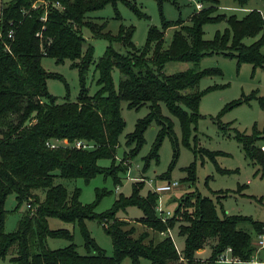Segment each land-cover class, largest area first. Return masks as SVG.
Masks as SVG:
<instances>
[{
	"label": "trees",
	"instance_id": "1",
	"mask_svg": "<svg viewBox=\"0 0 264 264\" xmlns=\"http://www.w3.org/2000/svg\"><path fill=\"white\" fill-rule=\"evenodd\" d=\"M137 1L10 0L0 6V258L11 252L12 264H117L126 257L131 264H140L141 258L149 259L151 264H178L180 259L185 264H209L218 260L228 246L236 260L256 256L259 248L255 238L264 233V221L224 209L220 214L214 199L197 189L187 190L177 200L173 212L162 219L155 208L159 194L151 190L140 193L142 180L134 181L131 193L120 194L113 207L103 212H96L93 204H83L78 187L69 190L59 181L60 178L89 179L98 172L114 175L118 170L125 171L127 166L123 160L138 154L145 143L144 133L153 122L158 130L149 154L143 157L144 168L150 159L158 158L160 144L168 136L174 155L168 171L160 176L169 178L178 141L173 122L162 114L161 105L177 117L183 143L189 146L188 139L202 116L198 111L203 95L198 89L199 81L203 76L221 73L217 68H200V60L218 53L234 58L238 66L249 63L253 70L264 69V19L256 9L238 18L219 13L218 0H198L202 7L194 8L187 21L180 17L167 20L161 15V26L148 27L142 48L132 40L133 25L120 23L117 33L112 34L105 31V21L99 23L87 16L107 4L115 7L121 2L137 16L147 18ZM155 1L160 11L165 1L179 8L177 0ZM233 1L243 6L248 0ZM220 21H225L227 28L205 39L204 25ZM83 27L93 37L109 41L105 53L96 62L93 45L87 44L84 48ZM170 27L173 32L165 44V31ZM248 37L254 40L245 43ZM113 42L120 43L126 51H118ZM43 56L54 58L57 63L68 59L70 66L77 69L79 91L75 101L69 100L67 92L65 101L58 103L57 97L48 90L47 79L62 77L43 68ZM171 61L189 62L192 66L164 73L165 65ZM92 63L97 72L98 89L90 95L85 76ZM114 67L121 75L117 86L112 78ZM259 100L264 106V98L259 96ZM122 101L135 109L149 103V111L137 119L134 130L126 136L127 151L116 163L115 151L125 126L120 109ZM241 101L231 102L230 106ZM219 127L226 129L223 124ZM233 137L241 145L244 156L257 165L255 173L264 175V153L260 149L264 129L253 127L251 133L234 129ZM63 139L67 143L56 148L45 144ZM77 140L90 147H74ZM193 149L194 153L201 151L196 145ZM202 150L210 158L216 155ZM100 158H111L112 162L102 166L98 162ZM185 170L183 179L192 185L196 180L194 164L187 165ZM244 187L245 184H238L236 191ZM9 193L15 194L16 207L26 205L17 228L12 231L4 228L7 212L4 204ZM131 204L142 210L137 218L142 225L139 231L132 222L116 215L119 208ZM50 216L80 225L86 253L78 252L69 228L49 226ZM89 218L97 219L110 235L111 254L89 234L85 227V220ZM175 224L184 237L180 252L168 232ZM48 236L64 237L70 242L51 248L46 243ZM205 246L210 248V254L202 261L196 254Z\"/></svg>",
	"mask_w": 264,
	"mask_h": 264
},
{
	"label": "rangeland",
	"instance_id": "2",
	"mask_svg": "<svg viewBox=\"0 0 264 264\" xmlns=\"http://www.w3.org/2000/svg\"><path fill=\"white\" fill-rule=\"evenodd\" d=\"M10 0H0V6ZM179 8L169 1L162 4L161 11L155 0H138L139 9L147 15L139 17L130 8L121 2L114 7L107 4L104 8L88 13V17L96 22H106L105 31L116 34L120 23L133 25L134 33L132 40L138 48L144 46L147 30L150 25L161 26V15L167 20L182 18L187 21L194 10L198 0H177ZM249 8V9H248ZM116 9V10H115ZM256 9L261 12L264 19V0H248L243 6L238 5L233 0H218V12L225 15H235L242 18L248 11ZM117 12L121 19L116 18ZM162 13V14H161ZM227 28L225 21L218 23H207L204 25V38L211 39L216 32H223ZM173 28L165 31L164 43L167 44L171 38ZM85 38L84 48L87 44H92L93 59L96 62L106 51L109 41L105 38H95L90 30L82 28ZM254 38H246L245 43H250ZM113 47L120 52H125L120 43L113 42ZM264 51V47L262 48ZM43 68L50 73H58L62 79H47L48 90L57 97V102L65 101V95L69 94V100L75 101L79 91V75L76 68L70 66L71 61L66 59L62 63H57L54 58L43 56L41 60ZM189 62H168L164 73H174L191 67ZM199 67L217 68L220 74H209L203 76L198 84V89L203 93L198 111L202 115L196 124V129L192 131L188 143L185 145L182 140V133L179 120L171 115L167 108L162 104L161 112L169 117L173 122V131L178 141V152L174 164L169 169V178L160 176L168 171L172 162L174 151L170 138L165 136L158 149V158L150 159L144 168L143 157L147 156L153 146L158 125L153 122L145 133V143L134 158L123 160L126 170H118L116 174L98 172L89 179L84 177L60 178L69 190L74 187L79 188V199L83 204H93L96 212H103L113 207L115 199L120 195L128 196L132 190V183L142 180L143 187L140 193L146 194L151 190L146 182V178H153L157 183L167 179H176L178 184L170 191L161 194V207L166 211L173 212L177 200L190 189H197L202 194L211 196L218 212L222 210L229 213H242L252 216L255 219L264 221V175L255 173L257 165L244 156L241 145L233 137L234 129L242 132L251 133L253 127L258 130L264 129V106H262L259 96L264 98V69L253 70L249 63H242L239 66L234 58L223 56L222 54H212L203 57L199 62ZM121 75L116 67L112 70L114 85L117 86ZM97 72L92 63L87 70L85 83L90 95L98 89L96 84ZM255 92V95L252 93ZM248 98V99H247ZM242 100L240 103L230 106L231 102ZM230 106V107H229ZM121 115L124 118L125 126L118 139V146L115 151L116 163L123 157L126 136L134 130L137 119L144 117L149 111V103L135 109L129 108L126 101L121 102ZM225 126V130L219 127ZM264 142H260L262 144ZM194 145L201 149L194 153ZM208 150L216 154L214 158L208 157L203 150ZM102 166H109L111 158H100L98 160ZM193 163L195 167L196 180L191 185L184 180L186 175L185 167ZM117 178V180H116ZM247 179L250 181L247 182ZM238 184H245V192L236 191ZM220 189V190H219ZM228 190V194L224 192ZM152 191V190H151ZM226 196H221V195ZM250 195V196H248ZM14 193H9L5 199L7 209L4 228L6 231L15 230L18 221L26 208L25 203L16 207ZM116 215L126 219L136 225V231L142 229V225L137 220L142 215V210L135 204L119 208ZM49 226L52 228L67 227L73 233V241L80 253H86V247L80 225L77 222L62 220L56 216L48 217ZM85 227L89 231L95 242L105 250L107 254L113 252V245L110 235L104 230L101 223L95 218L85 220ZM169 234L173 238L177 248H183L184 237L178 232V225L169 228ZM255 238V243H256ZM70 241L64 237L48 236L46 243L51 248L64 246ZM257 245V244H256ZM208 247V246H207ZM11 252L6 257L0 258V264H12L9 260ZM204 260L205 258L202 257ZM205 261V260H204ZM117 264H131L129 257L122 259ZM140 264H151L147 258H141Z\"/></svg>",
	"mask_w": 264,
	"mask_h": 264
},
{
	"label": "built area",
	"instance_id": "3",
	"mask_svg": "<svg viewBox=\"0 0 264 264\" xmlns=\"http://www.w3.org/2000/svg\"><path fill=\"white\" fill-rule=\"evenodd\" d=\"M195 7H196V9H200L202 7V4L200 2H197L195 4ZM66 143H67V141L63 139V140L46 141L45 144L49 148H56L59 145L66 144ZM73 146L78 148V149H87V148L90 147L89 144H87V143H85V142H83L81 140L75 141ZM260 149L264 153V143H262L260 145ZM146 182H147V184L149 185V187H150V189L152 191L157 192L159 194L158 199H157V203H156V206H155L157 213L159 214V216L162 219L167 218L171 214V211H169V210L165 211L161 207L160 202H158V200L160 199L161 194L163 192H167V191L172 190L178 184V180H176V179H167L164 182L157 183L153 178H146ZM256 244H257L258 248L263 247V245H264V233H261V234L258 235L257 240H256ZM229 259H234V258L231 256V247L228 246L224 251H222L219 254L218 260H229ZM201 260L204 261L203 259H201ZM201 264H204V263L202 262Z\"/></svg>",
	"mask_w": 264,
	"mask_h": 264
},
{
	"label": "crops",
	"instance_id": "4",
	"mask_svg": "<svg viewBox=\"0 0 264 264\" xmlns=\"http://www.w3.org/2000/svg\"><path fill=\"white\" fill-rule=\"evenodd\" d=\"M249 181L250 180L247 179V182ZM242 191L245 192V189ZM177 250L180 252L182 248L181 249L177 248ZM209 254H210V248L205 246L203 248L198 249L196 255L199 257H207L209 256ZM178 264H185V263L182 259H180L178 261ZM209 264H264V247H260L256 252V256L250 260H236V259L215 260V261L210 262Z\"/></svg>",
	"mask_w": 264,
	"mask_h": 264
}]
</instances>
